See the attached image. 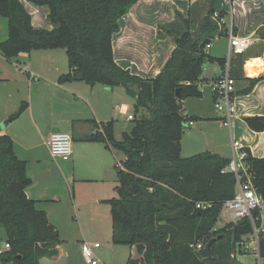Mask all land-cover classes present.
I'll return each instance as SVG.
<instances>
[{
    "label": "trees",
    "instance_id": "16d2710c",
    "mask_svg": "<svg viewBox=\"0 0 264 264\" xmlns=\"http://www.w3.org/2000/svg\"><path fill=\"white\" fill-rule=\"evenodd\" d=\"M48 8L52 29L34 28L31 16L19 0H0V17L6 20L7 37L0 42V54L12 60L20 54L39 50H65L68 73L60 84L82 75L87 85L124 88L134 99L132 127L121 140L114 137V120L95 125L99 130L81 136L82 142L102 143L121 151L125 159L115 165L117 196L107 200L111 222V243L128 246L126 264H242L241 243L251 233L248 219L227 223L216 229L222 205L234 197L236 178L225 172L230 159L207 152L181 156V138L186 121L182 109L187 98L202 96L203 65L217 63L224 69L226 59L213 58L205 51L218 31L213 20L225 16L222 0L205 1L207 12L197 31L192 19L176 12L172 23L160 26L158 36H177L170 57L159 74L142 79L119 67L113 58L112 38L121 20L138 0H26ZM184 1V0H173ZM225 37V33H219ZM263 40L264 54V33ZM243 54H232L229 75L243 78ZM263 77L249 78L250 92ZM179 97L176 98V91ZM26 104L10 117L17 119ZM145 111L147 115L141 113ZM138 115V116H137ZM253 132L264 131V117L243 119ZM246 150V149H245ZM242 180L249 176L253 187L264 194V158L252 157L248 150ZM247 175V176H246ZM27 162L14 152L12 139L0 130V228L9 249L0 254L4 264H40L42 258H60L59 233L46 213L28 197L31 185ZM207 203L205 209L196 208ZM208 258L189 247L213 240ZM264 260V239L258 245Z\"/></svg>",
    "mask_w": 264,
    "mask_h": 264
},
{
    "label": "crops",
    "instance_id": "0c3cea01",
    "mask_svg": "<svg viewBox=\"0 0 264 264\" xmlns=\"http://www.w3.org/2000/svg\"><path fill=\"white\" fill-rule=\"evenodd\" d=\"M19 1L30 14L31 23L34 28H41V26H44L45 22V24L48 23V26L45 28L52 29V25L47 20V7L33 6L26 0ZM156 1L159 3L160 8L154 12L152 10L154 0H138L137 3L129 10L128 14L121 20L120 30L112 38V51L115 63L123 69H128L131 74L139 76L142 79H152L157 76L175 47V42L172 36H158L160 26L172 23L175 19L176 12L186 18L188 15L199 16L203 10V4L193 1ZM235 1V14L237 16V20L234 21L232 19L231 21L233 32L238 37L252 38L255 41L249 49L243 53V78L236 80L235 83L234 102L236 114L231 120V125L230 127L223 126V116L219 112H217L216 115L201 116L188 115L185 113L184 109L183 112L187 117L196 118L192 119V121H196L198 123L196 133L200 140L196 141L200 148L202 146L207 148V151L204 152L217 154L221 157L230 159L232 157V147H228L230 145L229 139L230 141L233 139L242 144L252 157L262 159L264 158V131L259 133L251 131L246 126L243 119L254 116L264 117V54L263 40L261 38L262 33H264V0ZM221 37H214L209 44V48L205 49V51L213 58L226 59L228 41L226 40L227 38L224 37L226 38V42L219 43ZM30 53L24 56L27 57V62L24 63L25 70L23 73L28 79L27 82L25 80L28 89V97L26 98L27 101L22 102L21 105L24 103L26 104L25 110L17 119L10 120V117L16 113V111L13 110L17 107V99H15V96L4 97L2 101L0 99V125L5 123L4 128L0 126V130L2 134H6L12 139L15 154L17 144L20 142L21 144L19 145L22 146L23 140H26V133L32 127L36 128L37 134L41 138V144L47 147V140L50 135H52V133L50 134L49 132L54 129V126L59 127L61 125V123H58L56 119L51 117L55 102L52 98H48L49 95L46 92H43L42 89L44 86L42 85L50 84L54 88L64 91L68 93V95H72L75 100H72V106L67 110V114L69 116V119L66 121L67 125L65 126L66 123H62L64 127L63 129L71 132V139L73 140L74 138L76 140V138H80L88 133L91 134L93 131H99L95 125H98L101 122L106 123L114 120V137L115 128L119 125L123 128V126L126 125V121H128L126 118L130 114L128 113L125 117L124 111L130 109L133 99L130 98V102L127 99L123 100L121 98L122 93H126L124 88L116 87L110 89L98 84L90 86L86 83L84 84L83 81L76 80L60 84L58 82L59 77L67 74L68 71L59 75L62 71L57 67L44 69L45 65L42 63L35 65L33 61H30ZM0 56L3 57L1 54ZM12 60L6 59L8 62H11ZM222 71L223 70L217 63L206 62L203 65L200 90L204 83L212 84L215 82L217 77L221 75ZM49 73H54V76L50 77ZM260 76L263 77V79L259 81L250 92L245 93L249 86L248 79ZM45 77H49L50 79ZM30 78L33 80H30ZM35 79L42 80L43 82L39 84L35 90H33L32 87L34 86L33 83L35 82ZM18 97H23V95L18 94ZM79 102L80 105L78 104ZM37 122L41 124V127L37 126ZM206 125L216 127L222 134L218 136V134H216L217 130L208 132L206 130ZM189 127H193V124ZM78 142L82 141L78 139ZM83 143L93 145L101 144L105 151H109L111 153L113 152V149H108L102 143ZM224 146H227V148H224ZM86 147L87 146L84 144L80 147L82 154H84V161H87L88 159L85 153V150H88ZM181 150H183V144L181 145ZM180 154L184 158H186V156L189 157L190 155H184L183 153ZM48 155L50 156L49 151ZM50 158L58 170V179L64 182L68 188L71 177L70 173L73 171L63 173L56 160H53L51 156ZM101 158H104L103 153ZM62 162L64 164L73 162V160L70 158L69 161ZM97 162L100 164V160ZM27 175L32 181L31 185L26 190L28 197L37 201L36 207L46 213L49 222L57 229L61 240L60 231L57 225L58 223H55L51 216H53L57 222H63V224L65 222L61 220L60 215L52 213V207L56 202V195L48 197L51 188H55L57 183H50V180L45 183L40 182L41 180L38 182L34 179V177H31L30 173L28 174V171ZM62 242L63 240H61V243ZM61 243L57 247L60 252V257L63 254V247ZM78 251L82 254L80 246Z\"/></svg>",
    "mask_w": 264,
    "mask_h": 264
},
{
    "label": "rangeland",
    "instance_id": "374dc122",
    "mask_svg": "<svg viewBox=\"0 0 264 264\" xmlns=\"http://www.w3.org/2000/svg\"><path fill=\"white\" fill-rule=\"evenodd\" d=\"M155 1L156 0H154L152 6V10L154 12L160 8L159 3ZM235 2V0L232 2L233 13L231 15L230 13H227L224 16L226 27L230 25L232 19L234 21L237 20V16L235 14ZM197 3L203 4V10L199 16H189L192 19V31L194 32L197 31L200 21L208 9L205 1H200ZM47 26L48 23L45 24L44 22V26H41V28L47 29L45 28ZM6 37V20L0 17V42L5 40ZM225 39L226 38H224V36L221 37L219 43H225L227 40ZM30 54V61H33L35 65L42 63L45 65L44 69L57 67L62 71L59 75L68 71L67 57L65 50L63 49H56L54 51H32ZM25 55L26 54H20L11 62L6 61V59L0 56V99L2 101L4 97L15 96V99H17V107L15 106L16 109L13 111L16 112L20 109L21 103L26 102V98L28 97V89L26 84L28 79L23 73L25 70L24 63L27 62V57H24ZM49 75L50 77H53L54 73H49ZM31 78L30 80H33ZM45 78L50 79L49 77ZM34 81V86L32 87L33 90H35V88H37V86L43 82L42 80L37 79ZM42 86H44L42 89L43 92H46L49 95L48 98H52V100L55 102L52 116H50L53 119H56L58 123H61L59 127L52 125L54 126V129L49 133L53 134L65 132L71 137V132L69 130L63 129L64 127L62 123H66V121L69 119L67 110L71 108L72 102L75 100L73 99L72 95H68V93L60 91L50 84ZM201 91L202 97L200 99L187 98L184 100L182 103V109H184L185 113L188 115H216L217 111L213 104L211 84L204 83L201 86ZM18 94H22L23 97H18ZM121 96L123 100L127 99L130 101V98L133 99L126 93H122ZM78 104L80 105V102ZM128 113L132 116L135 114L134 99L130 109L124 111L125 117ZM141 113L147 115V113L143 110H141L140 114ZM218 115L220 116L219 113ZM126 122L127 123L125 126H123V128L120 127L121 125L115 128L116 140H121L123 132H128L132 127L131 121ZM192 123L193 127H189V122H185L184 132L181 138V145L183 144V150H181V153L184 155L190 154L189 157H191V155L193 156L197 153L199 154L200 152L207 151L205 146L200 148V146L197 144L196 140H200L196 133L198 123L196 121H192ZM4 124L2 123L0 126L4 128ZM66 125L67 123L65 126ZM37 126L41 127V124L37 122ZM206 130L208 132L217 130L216 134H218V136L222 134L216 127L212 125H206ZM97 132L98 131H93L94 134ZM19 144L21 143L19 142ZM19 144L16 146V154L20 159L27 162L28 174L30 173L31 177H34V179H36L38 182L41 180L40 182L45 183L46 181L50 180V183H57L55 188H51L48 197H52L51 195H56V202L52 207V213L60 215L61 220L65 222L64 224L63 222H57V220L51 216L53 221L58 223L57 225L60 231L61 240H63L61 243L63 247V254L57 261H52L48 258H42L43 260L40 261V264H86L82 254L78 251V248L79 246L81 247L82 242L88 244H100L101 248L94 251L98 264H126L130 254V249L128 246L113 245L111 243L109 205L106 202L107 200L117 196L116 190L118 187V179L116 177L115 165L121 163L125 159L124 154L121 151L115 149H113L112 153L105 151L101 144H85L83 142H78V140H75V138L74 140L72 139L71 158L73 162L64 163V165L62 160L55 159L63 173L73 171L70 173L71 177L69 181V187L67 188L66 184L58 179V170L48 155L47 147L41 144V138L37 134L36 128L32 127L29 129L26 133V140H23L22 146ZM82 144L86 145V148H88V150H85L86 157H88L87 161L83 160L84 154H82V150L80 149ZM229 144L230 145L228 147H231L230 139ZM224 148H227V146H224ZM101 152L104 154V158H101ZM98 160H100V164H98ZM229 222V217L224 210H221L218 223L216 224V229L225 226ZM5 242V233L3 229L0 228V250L3 248ZM237 259H239V262L242 264H264V260L255 256L253 249L246 251L245 255H238ZM0 264L4 263L0 261Z\"/></svg>",
    "mask_w": 264,
    "mask_h": 264
},
{
    "label": "built area",
    "instance_id": "2783aa9c",
    "mask_svg": "<svg viewBox=\"0 0 264 264\" xmlns=\"http://www.w3.org/2000/svg\"><path fill=\"white\" fill-rule=\"evenodd\" d=\"M234 0H222L221 5L225 10V15L233 13L232 2ZM213 20L218 24V31L214 37H219V33H225L228 41V51L225 61L224 69L215 82L211 84V92L213 104L217 112L223 116L222 124L225 127H230L231 120L236 114V107L234 102V92L236 81L229 75V61L232 54H243L254 43L252 38H241L234 34L233 26L226 27L224 17L219 19L218 14L214 13ZM213 37V38H214ZM209 44L206 49L209 48ZM128 121L133 120L130 114L126 118ZM193 123L189 121V126ZM71 137L67 133H54L50 135L47 140V148L50 156L53 159L62 161H69L72 155ZM232 157L225 172H231L236 178V191L234 197L226 201L222 205V210L225 211L230 219L229 223L236 224L242 219H248L251 226V233L243 239L241 247L243 251H250L253 249L255 256L259 258L258 245L260 240L264 239V194H260L253 187L249 176L246 180H242L241 173L245 172V159L247 152L242 144L232 139ZM119 166V164H117ZM209 205L207 203H198L196 208L205 209ZM190 248L197 252H202L204 245L190 244ZM100 248L99 243L88 244L83 242L81 244V252L86 264H98L94 251ZM9 249V245L5 243L0 250V254Z\"/></svg>",
    "mask_w": 264,
    "mask_h": 264
},
{
    "label": "water",
    "instance_id": "95a60500",
    "mask_svg": "<svg viewBox=\"0 0 264 264\" xmlns=\"http://www.w3.org/2000/svg\"><path fill=\"white\" fill-rule=\"evenodd\" d=\"M173 40H174V42L176 43L177 40H178L177 36H173ZM75 80H76V81H82V80H83V76H82V75H78V76H76ZM175 96H176V98H180V97H179V90L176 91V95H175ZM4 126H5V124H4ZM1 127H2V126H1ZM213 241H214V239H213V240H210V241L204 246V248H203V250H202V252H201V257H202L203 259L208 258V257L210 256L209 249H210V246H211V244H212Z\"/></svg>",
    "mask_w": 264,
    "mask_h": 264
}]
</instances>
